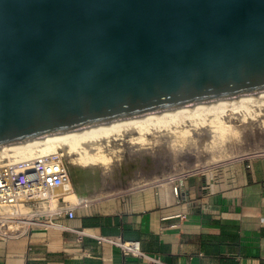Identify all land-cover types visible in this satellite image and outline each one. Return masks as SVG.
Here are the masks:
<instances>
[{
  "label": "water",
  "instance_id": "obj_1",
  "mask_svg": "<svg viewBox=\"0 0 264 264\" xmlns=\"http://www.w3.org/2000/svg\"><path fill=\"white\" fill-rule=\"evenodd\" d=\"M264 89V0H0V145Z\"/></svg>",
  "mask_w": 264,
  "mask_h": 264
},
{
  "label": "crops",
  "instance_id": "obj_2",
  "mask_svg": "<svg viewBox=\"0 0 264 264\" xmlns=\"http://www.w3.org/2000/svg\"><path fill=\"white\" fill-rule=\"evenodd\" d=\"M86 199L60 225L0 235V264H144L93 236L138 240L165 264H264V157ZM66 227L84 229L78 242Z\"/></svg>",
  "mask_w": 264,
  "mask_h": 264
},
{
  "label": "bare ground",
  "instance_id": "obj_3",
  "mask_svg": "<svg viewBox=\"0 0 264 264\" xmlns=\"http://www.w3.org/2000/svg\"><path fill=\"white\" fill-rule=\"evenodd\" d=\"M242 132L264 133V89L0 145V165L60 151L71 175L64 200L81 202L104 176L121 172L126 153L132 158L168 147L219 150Z\"/></svg>",
  "mask_w": 264,
  "mask_h": 264
},
{
  "label": "built area",
  "instance_id": "obj_4",
  "mask_svg": "<svg viewBox=\"0 0 264 264\" xmlns=\"http://www.w3.org/2000/svg\"><path fill=\"white\" fill-rule=\"evenodd\" d=\"M264 157V149L240 153L219 162L195 166L171 177V191L177 195V182L191 175L200 174L223 167L232 162H245ZM150 186V185H149ZM141 187H147L143 185ZM71 188L68 163L61 152L22 160L16 164L0 165V235L16 237L30 230L58 226L55 219L74 217L75 208L81 202H65V193ZM140 188V187H139ZM52 203H54L52 205ZM76 234L78 242L87 235L84 229L66 227ZM97 243H107L118 247L124 255L140 258L144 264H165L160 256H152L141 249L138 240H124L121 237L93 236Z\"/></svg>",
  "mask_w": 264,
  "mask_h": 264
},
{
  "label": "rangeland",
  "instance_id": "obj_5",
  "mask_svg": "<svg viewBox=\"0 0 264 264\" xmlns=\"http://www.w3.org/2000/svg\"><path fill=\"white\" fill-rule=\"evenodd\" d=\"M222 148L200 151L185 148L177 151L168 147L165 151L152 150L145 156L134 155L132 158L126 153L122 160L121 172L113 171L110 176H104L106 181L90 190L88 198L94 200L109 197L143 185L162 183L186 169L219 162L240 153L264 149V133H239L233 141H229Z\"/></svg>",
  "mask_w": 264,
  "mask_h": 264
}]
</instances>
